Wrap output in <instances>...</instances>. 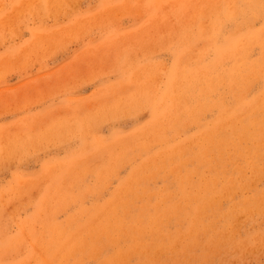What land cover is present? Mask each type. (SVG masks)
I'll return each instance as SVG.
<instances>
[{
	"label": "rangeland",
	"instance_id": "rangeland-1",
	"mask_svg": "<svg viewBox=\"0 0 264 264\" xmlns=\"http://www.w3.org/2000/svg\"><path fill=\"white\" fill-rule=\"evenodd\" d=\"M0 264H264V0H0Z\"/></svg>",
	"mask_w": 264,
	"mask_h": 264
},
{
	"label": "bare ground",
	"instance_id": "bare-ground-1",
	"mask_svg": "<svg viewBox=\"0 0 264 264\" xmlns=\"http://www.w3.org/2000/svg\"><path fill=\"white\" fill-rule=\"evenodd\" d=\"M257 38V39H256ZM260 39V37H259V35L257 36L256 35V33L255 34H251V35H249V36H247L246 37V40H244L246 43H252V42H255V40H259ZM253 40V41H252ZM228 46H231L229 49H227V50H232L233 48H232V44L230 43ZM235 53H233L232 51H231V55H234ZM246 69H248L247 67H245ZM224 72V71H223ZM223 72H221V74L219 75V77L221 78V77H223V76H226L227 78H228V81H231V80H235V78H236V74H237V72H234V71H231V70H227V74H224L223 75ZM247 76L249 77V73H247ZM219 81H221V82H218L219 84H221L222 83V80L221 79H218ZM224 84V83H223ZM224 108H226V107H224ZM234 112L235 113H232V116H233V118L234 117H236L237 115H236V113L238 112V109H236V110H234ZM228 122H230V121H226V120H224V121H222L221 123H222V125L224 124H226V123H228ZM223 125V126H224ZM232 136V135H231ZM230 137V136H229ZM246 138H253V139H259V140H261L262 139V137H260V136H258L256 133L254 134V132H251V133H249V135H247V137ZM220 142H223V140L222 141H220ZM216 146H218V147H220L221 146V143H216L213 147H216Z\"/></svg>",
	"mask_w": 264,
	"mask_h": 264
}]
</instances>
